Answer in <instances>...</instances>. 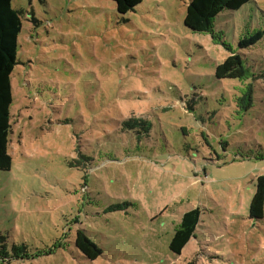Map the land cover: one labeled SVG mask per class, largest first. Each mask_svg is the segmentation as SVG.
I'll return each instance as SVG.
<instances>
[{"label":"rangeland","instance_id":"rangeland-1","mask_svg":"<svg viewBox=\"0 0 264 264\" xmlns=\"http://www.w3.org/2000/svg\"><path fill=\"white\" fill-rule=\"evenodd\" d=\"M188 1L120 15L112 0H11L21 29L0 235L32 256L10 264H264V206L260 219L248 211L264 175V0L223 10L213 35L184 26ZM227 46L248 79L215 78ZM192 208L199 221L174 254ZM78 229L102 250L95 260L74 247Z\"/></svg>","mask_w":264,"mask_h":264},{"label":"trees","instance_id":"trees-1","mask_svg":"<svg viewBox=\"0 0 264 264\" xmlns=\"http://www.w3.org/2000/svg\"><path fill=\"white\" fill-rule=\"evenodd\" d=\"M115 3L116 12L124 15L141 2V0H112ZM249 0H189L186 4L183 24L191 31L199 33H211L213 35V24L215 19L223 10H237ZM21 29L20 11L11 6V0H0V170H9L12 164L8 153V136L11 132L10 105L11 74L18 64L16 49L17 38ZM261 32L257 31L246 39H240L239 47L247 46L259 40ZM228 47V46H227ZM227 57L217 63L214 70L216 79H248L249 70L241 55L231 50ZM237 105L242 111H247L253 103V86L249 82L243 88L241 95L237 98ZM136 119L129 118L122 122V128L129 129L136 125ZM144 134L149 131V126L144 120H139ZM264 206V175L255 178L254 193L250 199L248 211L249 217L260 219ZM199 221V211L192 208L185 211L178 226L175 228L169 242V250L179 255L184 245L192 237L195 227ZM74 247L82 255L90 260H95L102 254L100 247L93 242L83 230L76 231ZM35 255V254H34ZM32 256L28 253L24 244L12 245L11 253L6 248L4 237L0 235V264H10L13 259H28Z\"/></svg>","mask_w":264,"mask_h":264}]
</instances>
